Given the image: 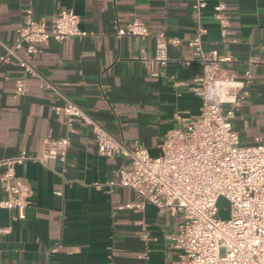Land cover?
Here are the masks:
<instances>
[{
    "label": "crops",
    "instance_id": "crops-1",
    "mask_svg": "<svg viewBox=\"0 0 264 264\" xmlns=\"http://www.w3.org/2000/svg\"><path fill=\"white\" fill-rule=\"evenodd\" d=\"M205 1L198 17L190 0H0V59L5 46L14 45L28 11L50 24L72 9L88 36L50 40L38 48L32 65L125 148L141 144L157 156L167 133L185 130L201 113L203 102L191 91L201 67L186 43L169 49L166 67H146L142 57L154 58L160 33L187 41L203 27L204 49L233 60L224 69L240 78L247 71L253 75L249 97L235 109L234 127L242 145H255L264 141V0H224L231 19L226 37L214 18L218 0ZM135 20L147 25L150 37L117 36L118 27ZM17 57L24 59L25 52ZM18 58L0 60V160L22 152L41 158L48 135L69 136L71 144L56 172L32 160L17 168L32 189L31 204L19 221L12 220L16 211L0 207V230H8L0 233V263L174 264L180 251L173 237L182 215L171 217L152 205L138 208L141 200L131 189L110 190L105 184L117 169L129 168L130 160L100 156L95 135L81 121L70 134L53 112L59 100L41 91L36 79H28L26 94L19 96L24 70Z\"/></svg>",
    "mask_w": 264,
    "mask_h": 264
},
{
    "label": "built area",
    "instance_id": "built-area-1",
    "mask_svg": "<svg viewBox=\"0 0 264 264\" xmlns=\"http://www.w3.org/2000/svg\"><path fill=\"white\" fill-rule=\"evenodd\" d=\"M190 1L196 15L201 16L207 7L206 1ZM214 18L222 35L228 36L231 19L224 0H218L214 7ZM205 34L207 30L200 27L196 38L185 41L160 33L156 36L154 58L149 59L145 54L142 57L146 67L153 62L166 67L169 49L186 43L201 67L191 88L203 102L201 113L189 119L185 130L165 135L158 157H152L141 144H136L133 150L125 148L32 65L38 48L50 40L62 42L88 36L80 29V18L72 9L62 10L50 24L35 20L33 12L28 11L18 38L14 45L5 46L6 54L0 60L5 63L18 58L17 52L23 50L25 58L18 61L24 76L17 84L16 93L25 95L27 80L36 79L41 91L59 100L53 112L70 134L81 121L95 135L100 156L122 155L130 160L129 168L117 169L113 179L105 184L110 190L131 189L141 200L138 208L152 205L171 217L182 215L184 223L173 237L174 246L180 251L174 264H264V141L244 146L234 127L235 109L249 97L253 75L247 71L240 78L224 69L223 65L232 63V58L218 50L206 51ZM117 36L146 39L151 32L144 22L135 20L126 27H118ZM257 62L252 59L250 63ZM177 119L184 120L180 114ZM70 144L69 136L48 135L43 139L41 158L22 152L0 160V168L4 169L0 182L5 194L0 207L16 211L13 221L25 218L32 196L29 183L18 175L17 168L32 160L56 172L57 164H65ZM56 195L62 196V192ZM221 199L231 208V218L226 221L219 218ZM7 231L0 230V233Z\"/></svg>",
    "mask_w": 264,
    "mask_h": 264
},
{
    "label": "rangeland",
    "instance_id": "rangeland-1",
    "mask_svg": "<svg viewBox=\"0 0 264 264\" xmlns=\"http://www.w3.org/2000/svg\"><path fill=\"white\" fill-rule=\"evenodd\" d=\"M159 155L152 157H158ZM219 218L225 221L231 218V208L225 199H221L219 202Z\"/></svg>",
    "mask_w": 264,
    "mask_h": 264
}]
</instances>
